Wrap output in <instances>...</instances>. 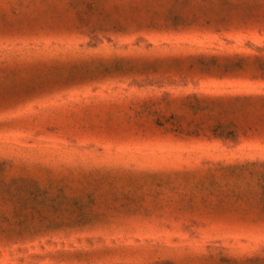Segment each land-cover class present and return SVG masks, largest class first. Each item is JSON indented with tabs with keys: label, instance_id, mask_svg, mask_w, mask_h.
I'll return each instance as SVG.
<instances>
[{
	"label": "rangeland",
	"instance_id": "rangeland-1",
	"mask_svg": "<svg viewBox=\"0 0 264 264\" xmlns=\"http://www.w3.org/2000/svg\"><path fill=\"white\" fill-rule=\"evenodd\" d=\"M0 264H264V0H0Z\"/></svg>",
	"mask_w": 264,
	"mask_h": 264
}]
</instances>
